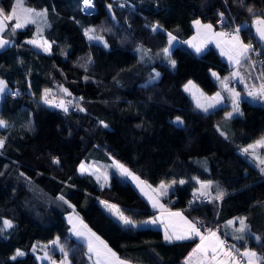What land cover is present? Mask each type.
<instances>
[{
	"label": "trees",
	"instance_id": "trees-1",
	"mask_svg": "<svg viewBox=\"0 0 264 264\" xmlns=\"http://www.w3.org/2000/svg\"><path fill=\"white\" fill-rule=\"evenodd\" d=\"M128 1L134 7L124 0H94V13L85 14L80 0H27V6L47 10V26L41 33L28 25L13 34V20L2 32L10 43L0 49V78L9 86L0 102V119L7 121L0 127V138L5 139L0 149V227L4 219L13 227L0 233V264H49L37 257L47 253L59 258L61 253L50 243L57 238L71 264H90L86 245L72 237L64 217L72 207L128 263L184 264L196 238L169 243L159 228L120 224L101 201L118 205L137 223L153 215L145 198L116 174L102 185L78 170L82 161L100 165L111 159L148 184H170L164 202L174 200L175 208L186 205L199 182L212 181L211 197L217 186L225 193L220 202L210 199L181 211L193 222L199 218L212 225L240 251L248 247L264 252V241L254 239L264 238V173L255 166L252 151L241 153L264 135V103L246 98L256 80L242 60L244 83L237 85L241 114L226 118L232 110L229 102L205 113L184 85L193 81L212 94L219 86L210 69L225 75L230 67L214 47L197 55L182 43L193 32L194 19L214 25L225 5L242 34L254 39L253 22L264 13V0ZM13 2L0 0V7L7 13ZM157 23L162 27L153 32L151 26ZM88 27L103 37L107 48L86 39ZM168 32L182 42L165 55ZM39 36L51 42L50 53L28 43ZM143 50L150 51L145 55ZM157 72L159 78L150 83ZM45 89L57 97L82 100L76 111L65 112L45 104ZM11 91L19 95L11 97ZM177 116L182 126L173 123ZM257 152L264 157V148ZM238 218H246L245 233L236 231ZM229 220L235 223L228 225ZM238 235L244 239H234ZM17 249L25 255L12 260Z\"/></svg>",
	"mask_w": 264,
	"mask_h": 264
},
{
	"label": "snow or ice",
	"instance_id": "snow-or-ice-1",
	"mask_svg": "<svg viewBox=\"0 0 264 264\" xmlns=\"http://www.w3.org/2000/svg\"><path fill=\"white\" fill-rule=\"evenodd\" d=\"M81 2V10L85 12H91L94 8V0H80ZM241 3H244V0H241ZM123 7V5H121ZM109 10H111L112 5L109 4L107 6ZM249 13L253 12V9L249 7L247 9ZM47 10H36L27 6V0H14L13 5L7 13L3 7H0V32H4L5 28H7L9 21H15L11 25V31L14 34L17 29L25 28L28 25H37V32L39 33L42 29L39 27L41 21H44L46 17ZM220 19L217 21V24H224L226 22L225 15L223 12L219 13ZM193 25L196 26L198 35H203L206 37L204 43H207V38H216L217 46L221 47V51L223 55H227L230 61H234L235 64H241L242 60L247 58V60H251V57L248 55L251 52L256 51L254 46L251 43H244L240 38L241 26H237L230 32L222 31L216 32L214 31V26L212 24H202L199 19L194 20ZM254 24L256 25V33L259 36L261 41H264V13L260 16L256 17L254 20ZM162 26L158 23L151 26V30L153 32L158 31ZM94 28L85 29V36H87L90 40L102 41L103 37L90 35V33H94ZM168 36V44L171 45L173 41L176 40V37L173 36L171 32L167 33ZM193 40H196V37H193ZM28 43L37 45L44 49V51L48 52L51 49V44L47 40H42L38 42L36 39L29 40ZM186 43H192V41H186ZM9 44L8 40L3 39L0 36V48H4ZM105 46H107L105 44ZM195 51L197 53L202 52L203 47L202 44H193ZM139 50V49H138ZM144 54L147 55V52L150 50H143ZM163 53L167 55L169 53V48L165 47ZM143 59V56L141 57ZM91 59L89 58V63ZM172 65H175V61H171ZM255 62H253L254 65ZM213 76H218L217 73L213 72ZM232 77L240 76V72H233L230 74ZM160 74L157 72L150 78V83L155 82L159 78ZM261 76H264V72H261ZM87 79V77H86ZM229 77H224L221 80L223 88L227 90L230 94L231 103H232V111L225 113L226 118L233 117L234 114H241L239 108V102L241 100L240 93L237 92L234 88H229L228 81ZM195 85H193L192 81H188L187 84L184 85V90L186 92H190L193 98L196 100V107L201 109L203 112L207 113L210 109L215 108L217 105L221 103L224 97L221 96L220 92H216L213 96L208 97L203 92L199 93L197 96L198 89L194 91ZM8 85L7 82L3 79H0V93H5ZM61 89L64 93H68L66 88L61 86ZM51 90L45 89L42 94L41 99L46 104H53V100L49 98ZM16 95L18 93H12ZM71 95L70 93H68ZM247 95L253 99H259L264 101V84H261L258 89L255 91H249ZM82 99V98H81ZM67 103H70L67 102ZM55 107L62 108L65 112H68V107L64 100H60L58 103L54 105ZM80 111H84V109H80ZM100 125L107 127L104 121H99ZM177 125L182 126L183 120L181 117L177 116L175 121L173 122ZM7 121L0 119V127H6ZM223 134V133H222ZM5 145V139L0 138V149H2ZM264 148V137L256 140L253 144H249L247 147L242 148V153H249L250 150H254L256 147ZM259 160L260 165H264V158L259 156L256 157ZM53 163L58 164L59 158L54 157ZM116 166L121 170L122 175L132 176L134 180H136L139 184H146L145 181H141L138 176H135L130 172L123 164H120L119 161L116 162ZM79 172L81 174H86L92 171L93 175H96L99 172L98 168H94V166H86L82 161L79 165ZM261 173H264V167L260 168ZM97 180L100 179V176H96ZM105 180H107V176H105ZM172 184L176 183V181H172ZM180 184L185 183V181L180 180ZM200 187L193 192L194 198H199V196H203L209 198L211 200L222 199L225 193L218 186L215 189L216 195L215 197H211L210 193L212 191V181H204L199 182ZM148 188L151 189L152 192H158V195H167V189L170 187V184H166L164 181H161L158 188L153 189L151 185H147ZM143 191V188H141ZM59 200H65L63 195L58 197ZM149 199L152 200L153 207L158 205V200L154 199L152 196H149ZM124 225H132L136 226V222H134L130 217L126 216L123 211L119 208L118 205L109 204L108 201H101ZM192 203V201H190ZM161 209L163 218L165 215L168 218V223L165 224V233L164 239L169 243L173 241H183V240H195V238L199 239V243H196L195 247L188 253L185 257L184 264H264V252L258 253L253 249H249L245 247L241 252L236 249L235 244H229L226 240L221 239L218 235V230H214L213 228H206L204 232L201 231L202 222L196 221L193 222L189 220L186 216L183 215L182 212H171L164 208L163 205H159ZM175 218H179V223ZM239 220V228L236 229L239 233H245L248 229V225L246 223V218H238ZM69 223L73 224V227L69 230L75 236L82 238L87 245V253L89 260H92V257H95L94 264H128V261L121 259L115 251H113L105 241H103L99 236H97L91 229L87 228V225H83L81 221L82 227H77V225L73 222L72 217L69 216ZM143 223H157V218H153L150 221H144ZM235 221L229 220L227 222L228 225L234 224ZM200 225V226H198ZM13 223L10 220L4 219L2 222V227H0V233H3L6 229L12 228ZM171 229V232L169 231ZM207 232V235L204 233ZM236 240H243L244 237L242 235L235 236ZM257 241H264L262 237H254ZM52 244L59 243V238L54 241H51ZM35 245L33 246V251H35ZM46 247V246H45ZM60 251L63 253V259L59 262V264H71V261L68 260V253L64 252L63 245L60 246ZM25 253L20 249H17L15 254L11 257L12 260H15L18 256H23ZM44 258H49L47 253ZM37 259H41V257H37ZM55 264V261L53 262Z\"/></svg>",
	"mask_w": 264,
	"mask_h": 264
},
{
	"label": "rangeland",
	"instance_id": "rangeland-1",
	"mask_svg": "<svg viewBox=\"0 0 264 264\" xmlns=\"http://www.w3.org/2000/svg\"><path fill=\"white\" fill-rule=\"evenodd\" d=\"M29 7V6H28ZM39 11V10H38ZM47 24H48V20H47V16L44 18V21H41V23L39 24V27L43 30L46 26H47ZM36 26V32H37V25H35ZM88 28H91V27H88ZM87 28V29H88ZM23 29V28H22ZM42 31H40L39 33H41ZM38 33V32H37ZM84 33H85V31H84ZM90 35H94V33H90ZM0 36H2L1 34H0ZM96 36V35H95ZM86 37V39L88 40V41H94V42H102V41H97V40H90L87 36H85ZM193 37H196V40H195V42H196V44H201L200 43V41H198V39L197 38H199L200 40H203L204 41V38L201 36V35H198V33H195L194 35H193ZM192 37V38H193ZM3 39H5L4 37H3ZM5 40H7V39H5ZM33 40V39H32ZM36 40L38 41V42H41L42 40H45L44 39V37H37L36 38ZM9 41V40H8ZM10 42V41H9ZM50 43V42H49ZM33 45V47L34 48H36L37 50H39V51H41V52H43V53H50L51 52V49H50V51H48V52H46V51H44V49L43 48H41V47H38L37 45L35 46L34 44H32ZM174 45H176V40L175 41H173L172 42V44L171 45H169V44H167V46L166 47H168L169 48V53L171 52V50H172V48L174 47ZM7 46V45H6ZM5 46V47H6ZM0 49H3V48H0ZM217 51H218V53H219V55L221 56V58H223L225 61H226V63H228V65L229 66H231V65H233V63H234V61H230L229 60V58H228V56L227 55H223L222 54V51H221V47H218L217 46ZM205 50V49H204ZM204 50H202V51H204ZM168 53V54H169ZM233 71L231 72V73H233V72H237V70L233 67V68H231ZM213 72H215V73H217L218 74V76H213L212 75V73ZM210 73H211V76L214 78V80L216 81V83H217V85L219 86V91H217V92H220L221 93V96L223 97V93H225V92H228L227 90H225L224 88H223V85H222V83H221V80L224 78V77H229V79H228V81H227V83H228V86H229V88H234L236 91H237V89H236V87H235V84L236 83H233L232 84V81L233 82H236L237 80V77H232L230 74V72H228L227 74H225V75H220L219 74V72L216 70V69H210ZM246 77V76H245ZM232 78H234V80H231ZM0 79H3V78H0ZM4 80V79H3ZM193 82V81H192ZM188 83V82H187ZM186 83V84H187ZM244 83V82H243ZM8 85V84H7ZM193 85H195L196 87H195V89H194V91L195 90H199V91H197V96H199V93L200 92H203L202 90H201V88L199 87V86H197L194 82H193ZM184 88V87H183ZM8 90H9V86H8V88H7ZM255 89H253V90H251V91H254ZM238 92V91H237ZM6 93V92H5ZM5 93H0V99L3 97V95L5 94ZM188 93V95L189 96H191V98L194 100V102L196 103V100L193 98V96H192V94L190 93V92H187ZM204 93V92H203ZM216 93V92H215ZM214 93V94H215ZM229 93V92H228ZM206 96H208V97H211V96H213L214 94H207V93H204ZM60 98H65V96H63V97H60ZM246 98L250 101V102H253V103H264V101H261V100H259V99H253V98H251V97H249L248 95H246ZM221 103H223V100L221 101ZM46 104V103H45ZM49 107H54V105H55V103L53 102V104H47ZM216 107H218V105L216 106ZM232 111V110H231ZM230 111V112H231ZM234 115H236V114H234ZM173 121H175V119H173ZM261 137H264V135L263 136H261ZM260 137V138H261ZM260 138H258V139H260ZM257 139V140H258ZM255 142V141H254ZM254 142H252V143H250V144H253ZM249 145V144H248ZM247 145V146H248ZM247 146H244L243 148H245V147H247ZM260 147L258 146V147H256L255 148V150H254V155H253V161H254V164H255V166L260 170V168L261 167H264V165H260L259 164V160L258 159H256V157L257 156H259V157H261V158H264L262 155H260V153L259 152H257V150L259 149ZM250 151H252L251 153L253 154V150H250ZM242 153V152H241ZM242 154H245V153H242ZM118 160H116V159H111V161L110 162H100V165H98V164H96V163H93V162H88V161H83L84 163H85V165L86 166H94V168H98L99 169V172H97L96 173V175H93L92 174V171H90L89 173H87V174H91V175H93V177H95V179L97 180V178H96V176L97 175H99L100 176V179L99 180H97L100 184H102V185H108L109 184V180H110V175L111 174H116L118 177H120V178H122L123 180H126V181H128L129 183H131L133 186H134V188L140 193V194H142V195H144L145 197H147L148 199H149V196H152L154 199H157L158 200V192H152L151 191V189L150 188H148L147 187V185H151V184H148L147 182H146V184H139L136 180H134L133 178H132V176H129V175H122L121 174V170L116 166V162H117ZM120 164H122L121 162H119ZM124 165V164H123ZM101 167L102 168V170H101V168H99V167ZM125 166V165H124ZM127 169H129L127 166H125ZM130 170V169H129ZM130 172L131 173H133L135 176H138L136 173H134V172H132L131 170H130ZM105 176H107V180H105ZM139 177V176H138ZM140 178V177H139ZM140 180L141 181H143L141 178H140ZM166 184H167V182H165ZM158 186H159V184H158ZM158 186H154V185H151V187L153 188V189H155V188H158ZM141 188H143V191H141ZM159 202H161V200L159 199ZM150 206H151V211H153V215L150 217V219L149 220H151V219H153V218H157V223H159V222H161V221H164L166 224L168 223V218H167V216L165 215L163 218H161V216H162V213H161V211L160 210H157L156 209V207H153V203H152V200H151V203H150ZM106 210L108 211V213H110L116 220H118V218L108 209V208H106ZM171 212H177L176 210L175 211H171ZM182 212V211H181ZM183 213V215L184 216H186L187 218H188V216L184 213V212H182ZM69 216H71L72 217V220H83L82 219V217L73 209V207L71 208V210L69 211V212H67L65 215H64V217H65V219L66 220H69ZM176 220H177V223H179V218H175ZM189 220H190V218H188ZM119 221V220H118ZM84 223L83 224H87L85 221H83ZM120 222V221H119ZM120 223H122V222H120ZM156 223V224H157ZM156 224H153V225H156ZM88 226V225H87ZM73 227V226H72ZM90 228V227H89ZM214 230H216V229H214ZM95 232V231H94ZM98 234V233H97ZM205 235H207V232H205L204 233ZM218 235L220 236V234L218 233ZM100 236V235H99ZM103 238V237H102ZM220 238H221V236H220ZM103 240H105V239H103ZM105 242L107 243V241L105 240ZM108 244V243H107ZM231 244H233V243H231ZM250 249V248H249ZM243 251V250H242ZM241 251V252H242ZM188 255V254H187ZM63 259V257L60 259V260H55V264L56 263H59L61 260ZM69 260V259H68ZM184 262H185V260H184ZM194 264H195V261H194Z\"/></svg>",
	"mask_w": 264,
	"mask_h": 264
},
{
	"label": "built area",
	"instance_id": "built-area-1",
	"mask_svg": "<svg viewBox=\"0 0 264 264\" xmlns=\"http://www.w3.org/2000/svg\"><path fill=\"white\" fill-rule=\"evenodd\" d=\"M124 3L130 7H134V4L128 0H124ZM80 9H81V2H80ZM225 9L226 10L223 11V13L225 15L226 22L224 24H217V21L220 19V16L218 15L215 22H214V26L216 28L220 29L221 31L230 32L239 25L235 21V18L233 17L230 10L226 7V5H225ZM94 11H95V4H94V8H93V10H91V12H85V11H82V12L85 14H92V13H94ZM239 35H240L241 40H243L244 43H251L254 46V48L256 49V51L248 54L251 57V60H247V58H245L249 64L251 71H252V74L256 80V87L254 88L256 90L259 88V86L261 84H264V76H261V72H264V49H263L262 45H258L255 41L256 39L255 38H254L255 40L252 39L250 37V35L245 37L242 34V31H240ZM253 62H255L254 65H253ZM12 93H18V94L13 95ZM17 95H19V92H17V91H11L10 92L11 97H17ZM49 98L52 99L55 104L58 103L60 100H64L66 102L67 107L70 108L72 111H76L77 102L82 100L81 99L82 97H78L77 99L74 97L60 98V97H57L56 95H54L52 93L49 94ZM69 101H70V103H67ZM190 201H192V203H190ZM217 201L220 202L221 199H218ZM209 202H210L209 198H206L203 196H199V198H194V196L192 195L189 197L186 205L183 207L175 208L174 207V205H175L174 200L164 202V205L166 206L167 209H170V210H183L185 208H192L194 206H197L198 204H205V203H209ZM196 221L202 222V227H201L202 232H204V230L206 228H213L212 225H210V226L207 225L205 222H203L199 218H197ZM198 226H200V225H198Z\"/></svg>",
	"mask_w": 264,
	"mask_h": 264
},
{
	"label": "crops",
	"instance_id": "crops-1",
	"mask_svg": "<svg viewBox=\"0 0 264 264\" xmlns=\"http://www.w3.org/2000/svg\"><path fill=\"white\" fill-rule=\"evenodd\" d=\"M196 19H198V18H196ZM196 19H194V20H196ZM193 20V21H194ZM200 20V19H199ZM192 21V22H193ZM201 21V20H200ZM201 23L202 24H209L208 22H202L201 21ZM210 24H212V23H210ZM213 25V24H212ZM214 26V25H213ZM192 30H193V32L182 42V41H180L179 39H177L176 38V45L178 44V43H180V42H182V43H184L189 49H191L194 53H196L197 55H200V54H202L208 47H214L215 49H216V51L218 50L217 49V40H216V38H207V43H204V41L203 40H200L199 38H197L198 39V41H200V43L202 44V47H203V50L204 51H202V52H200V53H197L196 51H195V48L193 47V44H196V42H195V40H193V35L195 34V33H197V29H196V26L195 25H193V23H192ZM214 31H216V32H222L220 29H218V28H216L215 26H214ZM0 34L2 35V32H0ZM203 38H204V40L206 39V37L205 36H203V35H201ZM2 37H3V35H2ZM40 37V36H39ZM41 37H43V36H41ZM6 39V38H5ZM34 39H36V38H34ZM45 40H47L46 38H44ZM8 40V39H7ZM29 40H32V39H29ZM28 40V41H29ZM10 41V40H9ZM48 42H50L49 40H47ZM186 41H192V43L190 44V43H186ZM90 42H94V41H90ZM10 43V42H9ZM96 43H98V44H100L102 47H104V48H107V46H105V44H106V42H105V40L103 39L102 40V42H96ZM50 44H51V42H50ZM32 45V44H31ZM107 45V44H106ZM33 46V45H32ZM36 46V45H35ZM175 46V45H174ZM218 52V51H217ZM223 59V58H222ZM224 60V59H223ZM225 61V60H224ZM226 62V61H225ZM227 65H228V63H227ZM229 66V65H228ZM230 67V73L233 71L231 68H235L237 71H239L240 72V67H239V65H237V64H235V63H233V65H231V66H229ZM231 80H234V78H232ZM237 81L236 82H233L232 81V84L233 83H236L235 84V87H236V89H237V91L240 93V96L242 95V93H241V90L239 89V87H237V85H243V75L241 74V72H240V76H238L237 77V79H236ZM8 91V89L5 91V92H7ZM217 91H219V89L217 90ZM216 91V92H217ZM205 93V92H204ZM215 93V92H214ZM214 93H212V94H214ZM224 95H223V97H224V99H223V103H220L219 105H218V107H220V106H222V105H225L227 102H229V103H231V98H230V94L228 93V92H225V93H223ZM4 96V95H3ZM191 97V96H190ZM3 98V97H2ZM2 98L0 99V102H1V100H2ZM228 98V99H227ZM192 99V98H191ZM192 101H193V103H194V105L196 106V103L194 102V100L192 99ZM218 107H215V108H213V109H210L209 111H212V110H214V109H216V108H218ZM201 110V109H200ZM202 111V110H201ZM208 111V112H209ZM91 163V162H90ZM99 167V166H98ZM102 170V169H101ZM93 176V175H92ZM95 178V177H94ZM158 186V185H157ZM171 190H172V187H171V185H170V187L167 189V195L171 192ZM167 195H158V205L156 206V209L157 210H160L161 211V209H160V207H159V205H163L164 206V208L165 209H167L166 208V206L164 205V199L167 197ZM141 196H143L144 198H145V200L148 202V204H149V206H150V203H151V200L150 199H148L147 197H145L144 195H142L141 194ZM159 199L161 200V202H159ZM150 208H151V206H150ZM168 211H175V210H170V209H167ZM176 211H180L181 212V210H176ZM183 212V211H182ZM185 213V212H184ZM110 214V213H109ZM111 215V214H110ZM112 216V215H111ZM113 217V216H112ZM114 218V217H113ZM189 218V217H188ZM115 219V218H114ZM150 219V217L148 218V219H146V220H143V221H140V222H137L136 223V226H133V227H135V228H143V227H156V228H159L161 231H162V234H163V239H164V233H165V222L164 221H161V222H159V223H157L156 225H153L152 223H143L144 221H150L149 220ZM116 220V219H115ZM191 220V219H190ZM81 221L83 222L84 220H73V222L77 225V227H82V225H81ZM116 221H118V220H116ZM66 222L68 223V225H69V229H71L72 228V226H73V224H71V223H69V220H66ZM119 222V221H118ZM84 223V222H83ZM120 223V222H119ZM120 224H122V225H124L123 223H120ZM83 225H88V224H83ZM124 226H132V225H124ZM90 226L88 225L87 226V228H89ZM89 229H91L92 230V232H94V230L90 227ZM169 231L171 232V229H169ZM71 233V235H72V237L75 239V240H77V241H80V242H82V243H84L85 245H86V243H85V241L82 239V238H79V237H77V236H75L72 232H70ZM97 236H99V234H97V232H94ZM102 240H103V238L101 237V236H99ZM197 239V242L196 243H199V239L198 238H196ZM221 239H223L222 237H221ZM103 241H105V240H103ZM164 241H166L165 239H164ZM166 242H168V241H166ZM55 246H56V248H57V251L58 252H60L61 253V256L59 257V258H57V259H52L51 257H49V258H44L45 257V254H43L42 256H41V260H44V261H46V262H48L49 264H53V262L55 261V260H60L62 257H63V253L60 251V246L58 245V243L57 244H54ZM109 247H110V245L109 244H107ZM196 245V244H195ZM195 245H194V247H195ZM86 247H87V245H86ZM193 247V248H194ZM111 248V247H110ZM192 248V249H193ZM112 249V248H111ZM191 249V250H192ZM113 250V249H112ZM190 250V251H191ZM87 251H88V249H87ZM114 251V250H113ZM189 251V252H190ZM48 255V254H47ZM187 256V255H186ZM185 256V257H186ZM184 260H185V258H184ZM183 260V261H184ZM94 261H95V257L93 256L92 257V260H90V264H94ZM56 264H59V263H56ZM128 264H131V263H128Z\"/></svg>",
	"mask_w": 264,
	"mask_h": 264
},
{
	"label": "water",
	"instance_id": "water-1",
	"mask_svg": "<svg viewBox=\"0 0 264 264\" xmlns=\"http://www.w3.org/2000/svg\"><path fill=\"white\" fill-rule=\"evenodd\" d=\"M252 34H253L254 38H255L257 41H259V42L261 43V45H262V47H263V49H264V41H261V40L259 39V36H258V34L256 33V25L254 24V22H253Z\"/></svg>",
	"mask_w": 264,
	"mask_h": 264
}]
</instances>
